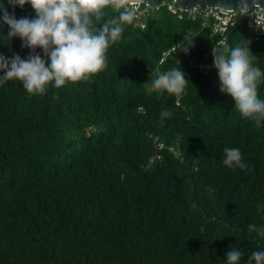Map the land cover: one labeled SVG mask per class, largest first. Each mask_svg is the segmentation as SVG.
<instances>
[{
    "label": "trees",
    "instance_id": "trees-1",
    "mask_svg": "<svg viewBox=\"0 0 264 264\" xmlns=\"http://www.w3.org/2000/svg\"><path fill=\"white\" fill-rule=\"evenodd\" d=\"M0 3L18 19L35 16L30 5ZM7 32L0 53L26 58ZM225 36L215 46L197 18L176 20L161 6L143 29L125 28L88 81L43 95L16 80L0 85V264H226L229 249L247 264L264 251V122L242 118L220 92L212 57L248 45L264 71V37L251 42L240 26ZM181 42L187 53L157 64ZM179 66L183 95L148 91L152 73ZM164 109L173 115L162 122ZM225 147L246 167L224 166Z\"/></svg>",
    "mask_w": 264,
    "mask_h": 264
},
{
    "label": "clouds",
    "instance_id": "clouds-1",
    "mask_svg": "<svg viewBox=\"0 0 264 264\" xmlns=\"http://www.w3.org/2000/svg\"><path fill=\"white\" fill-rule=\"evenodd\" d=\"M142 2L143 0H7L8 5L13 8L30 5L35 13L34 18L19 19L0 3V29L4 25L8 27L7 37L4 38L10 40L12 37H19L21 47L29 49L28 56L23 59L19 54L7 58L0 53V73H3L0 75V85L16 80L28 94L43 95L49 86L59 89L67 83L90 80L107 68L108 50L121 40L125 28L139 18ZM109 12L113 14L109 16ZM193 39L188 40L191 46ZM190 47L184 42L175 45L176 49L185 53ZM38 48L43 55L36 51ZM212 57L220 92L233 99L234 109L242 118L260 127L264 122V99L259 97V87L264 83V71L254 65L255 57L248 45H225L212 49ZM151 75L154 79L148 85L149 92L181 96L189 83L180 66ZM172 115L169 109H164L160 113V119L163 122ZM223 153L224 166L246 167L238 148L225 147ZM207 191L215 192L211 187ZM257 211H260L259 205ZM242 256L240 250L229 249L225 262L241 264ZM247 264H264V251L253 252L248 257Z\"/></svg>",
    "mask_w": 264,
    "mask_h": 264
},
{
    "label": "built area",
    "instance_id": "built-area-1",
    "mask_svg": "<svg viewBox=\"0 0 264 264\" xmlns=\"http://www.w3.org/2000/svg\"><path fill=\"white\" fill-rule=\"evenodd\" d=\"M165 7L166 11L176 20L198 19L200 28H208L210 36L216 38L215 46H222L226 42V32L234 26L244 27L249 32V40L256 42L264 37V9L253 8L245 14H240L237 11L230 13H222L215 8L208 6L200 10L197 6L183 7L176 0H162L156 6H151L147 2H142L140 5L139 18L134 22V25L139 29L144 28L145 20L152 10H157L159 7ZM175 43L159 54L157 64H162L167 58L175 55L180 50L175 48ZM165 147L162 143L157 144V150H162ZM169 152L176 153L172 146L166 148ZM159 156L156 155L155 159ZM153 159H150L152 161Z\"/></svg>",
    "mask_w": 264,
    "mask_h": 264
},
{
    "label": "water",
    "instance_id": "water-1",
    "mask_svg": "<svg viewBox=\"0 0 264 264\" xmlns=\"http://www.w3.org/2000/svg\"><path fill=\"white\" fill-rule=\"evenodd\" d=\"M162 0H143L151 6H156ZM183 7L197 6L200 10L208 6L215 8L222 13L237 11L245 14L253 8L264 9V0H176Z\"/></svg>",
    "mask_w": 264,
    "mask_h": 264
}]
</instances>
